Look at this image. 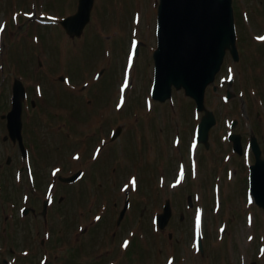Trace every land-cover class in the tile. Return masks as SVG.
Segmentation results:
<instances>
[{"label":"rangeland","instance_id":"374dc122","mask_svg":"<svg viewBox=\"0 0 264 264\" xmlns=\"http://www.w3.org/2000/svg\"><path fill=\"white\" fill-rule=\"evenodd\" d=\"M158 3L95 0L91 24L82 37L71 39L56 23L60 24L59 12L62 18L75 12L76 0H0V83L10 89L7 97L0 90V116L12 108L14 80L27 81L30 137L48 138L43 158L51 163L64 156L61 164L47 166L46 185L54 181L50 170L55 174L59 167L63 177L78 169L86 174L79 183L85 191L78 197H89V202L84 215H78L82 222L78 230L90 222L105 223L104 228L99 225L75 236L79 245L99 238L97 251L104 257L89 247V252L83 250L81 264H264V213L252 197L249 200L248 164L254 155L251 149L247 155L235 153L227 138L230 132L243 135L242 152L253 133L264 138V0H233L240 59L235 62L227 55L206 90V107L217 116V124L209 130L211 146L194 147L196 170L187 150L194 145L204 112L196 111L183 90H174L164 103L152 99ZM94 75L100 76L96 83ZM59 77L73 78L71 91L55 80ZM227 90L235 94L229 100L224 99ZM236 119L238 124L232 127ZM24 120L25 108L23 127ZM73 121L83 123L78 134L71 128ZM37 122L42 126L36 130ZM118 126L123 132L114 140L112 132ZM6 135L7 121L2 117L0 184L15 185L18 146L5 141ZM177 136L179 144L174 143ZM262 150L264 157V146ZM8 157L13 165L7 164ZM35 157L42 159L39 153ZM182 165L186 176L175 188L172 181ZM88 184L95 189L87 191ZM100 184L104 186L99 188ZM128 192L131 204L118 226ZM12 193L13 187L7 189L9 196ZM5 197L2 191L0 200L13 202ZM167 199L173 217L159 233L154 216L162 213ZM97 216L100 221L94 222ZM198 233L204 255L195 243Z\"/></svg>","mask_w":264,"mask_h":264},{"label":"water","instance_id":"95a60500","mask_svg":"<svg viewBox=\"0 0 264 264\" xmlns=\"http://www.w3.org/2000/svg\"><path fill=\"white\" fill-rule=\"evenodd\" d=\"M95 0H78L76 13L61 20L66 33L82 35L91 20ZM157 44L154 52V83L152 97L165 102L172 97L173 89H184L186 96L196 102L198 111L204 115L199 124L200 142L208 144L209 130L216 123L214 113L205 107V91L215 81L229 51L234 61L239 60L233 0H160L157 14ZM232 94L228 93V98ZM26 88L20 79L12 86L11 109L2 116L7 121L10 137L22 143L23 107ZM121 132L118 128L113 135ZM234 150L242 153L240 136L235 135ZM255 157L250 167L251 193L264 212V158L255 137L251 139ZM80 173L66 178L75 180ZM127 205V204H126ZM127 206L121 212L120 220ZM171 215L170 202L159 216L158 224L163 229ZM119 220V221H120ZM255 264V263H252Z\"/></svg>","mask_w":264,"mask_h":264},{"label":"flooded vegetation","instance_id":"af4514ba","mask_svg":"<svg viewBox=\"0 0 264 264\" xmlns=\"http://www.w3.org/2000/svg\"><path fill=\"white\" fill-rule=\"evenodd\" d=\"M232 82L229 81V84L232 85ZM227 92L224 97L225 100H228ZM234 95L232 93L233 97ZM63 115L66 116V112ZM236 120L232 121V127L237 126L239 120ZM235 121L236 124H234ZM80 124H82L80 121L70 123L71 128L77 134L80 133ZM49 130H52V128H49ZM197 130L198 124L195 129L196 134ZM70 134L68 132L67 135L69 136ZM211 134L209 133L208 144L203 145L206 149L211 146ZM67 138L69 141L71 140V137ZM225 138L224 136L222 140L225 141ZM259 139H262L260 145L263 149L264 138L261 136ZM47 140L46 136H38V138L32 140L33 148L36 147V151H34L35 149L31 150L25 142L27 140H24L26 151L24 155L21 152V142L18 139L12 140V143L18 146V161L14 164L17 184H0V197L2 191H4L6 193L5 198L14 202L8 206L7 202L0 200V264H81L83 250L88 251L87 248L89 247L92 248L91 251L99 249V238L91 243L81 242V245L77 244L79 238L75 235L85 232L84 230L79 231L77 226L76 231L72 235L69 234L74 225L82 223L78 222L81 218L78 215L80 213L79 210L84 215V201L78 196L83 189H80L82 188L80 186L75 187L78 181L76 183L73 182L74 184L61 182L60 167L55 171V174H53V169L50 170V175L54 178V181L51 182L49 180L50 182L46 185L48 180L45 174L47 166L64 162L62 159L56 163H51L47 160L49 158H43V152L48 151L47 148H42L45 147L44 143ZM242 142L243 138H241V144L243 145ZM77 145L81 149V141L77 142ZM60 150L63 149L60 147ZM36 153H39L42 159L36 158ZM13 163L14 160L11 158V162L7 164L13 165ZM78 170L65 176H72ZM49 184H52L53 188L48 186ZM12 187L14 188V193L9 196L7 189ZM48 191L51 194L50 199H47L46 196ZM71 205L72 209L69 211L68 208ZM72 210H74L73 214ZM92 211L90 210L88 214H91ZM172 217L173 215L171 214L168 223H171ZM159 233L161 232L159 231ZM169 238H172L171 232L168 240ZM198 250L202 255L205 254V250ZM97 254L104 257L101 251H97ZM252 263L256 264V262Z\"/></svg>","mask_w":264,"mask_h":264},{"label":"trees","instance_id":"16d2710c","mask_svg":"<svg viewBox=\"0 0 264 264\" xmlns=\"http://www.w3.org/2000/svg\"><path fill=\"white\" fill-rule=\"evenodd\" d=\"M114 9H115V6H114ZM63 13H66V12H63ZM61 15H62V12H61V13L59 12L57 18L60 17V19H61V18H62ZM92 20H93V18H92ZM56 24H58L57 26H59L60 29L63 30V31H62V35H67L66 32L64 31L63 27H62L58 22H57ZM89 24H90V23H89ZM89 24H88V25H89ZM113 24H114V23H113ZM88 25H87V26H88ZM113 26H114V25H113ZM81 37H82V36H81ZM70 38H71V37H70ZM71 39H73V38H71ZM78 39H79V38H78ZM53 40H54V42H55V41L57 42V40H59V39H53ZM24 64H25V63L23 62V65H24ZM17 67H18L19 70H23V69H24V67L22 68L20 64H18ZM95 76H97V75H94V83H96V82H95V81H96V78H99V77H100V76H98V77L95 78ZM65 79H67V77H65ZM71 79L73 80V78L70 77L69 80H71ZM55 80H58V81L62 82V81L60 80V77H59V79H55ZM72 80H71L70 82L73 83ZM65 82H67V81H65ZM24 83H25V85H26V87H27V89H28V88L30 87V84H29L27 81H24ZM5 86H6L5 83H0V90L3 92L2 95H4V96L7 97V96H8V93L10 92V89L8 88V89L4 90V89H5ZM63 86L65 87V83L63 84ZM72 88H73V87H72ZM64 90H65V89H64ZM56 93H57V92H56ZM56 93H55V94H56ZM6 94H7V95H6ZM67 94H68V96L71 95V94H69V93H67ZM9 95H10V93H9ZM9 100H10V99H9V97H8V102H7V103H9ZM27 102H28V100H27ZM27 102L25 103V107H24V108H25V120H24L23 134L25 135V140L29 141V143L32 144V139H31V137L29 136V133H28V131L30 130V124L28 123V120H27V115H28ZM54 102L58 103L57 101H54ZM30 105H31V104H30ZM67 113H71V111H68V110H67ZM0 120H2L1 117H0ZM70 121H71V120H70ZM34 127H35L34 129H36V130H37L39 127H41L40 122H37L36 125H35ZM42 148H43V147H42ZM43 149H44V148H43ZM84 177H86V174L83 175V178H84ZM83 178H82V179H83ZM82 179H81V180H82ZM81 180H79L77 183H76V182H75V183L77 184L76 186H80V187H82V188H80V189H84V185L79 184V183L81 182ZM88 189H90V184H88V186H87V190H88Z\"/></svg>","mask_w":264,"mask_h":264},{"label":"snow or ice","instance_id":"6c2138e0","mask_svg":"<svg viewBox=\"0 0 264 264\" xmlns=\"http://www.w3.org/2000/svg\"><path fill=\"white\" fill-rule=\"evenodd\" d=\"M3 29H2V26H0V31H2ZM133 184H134V181H133ZM99 219V218H98Z\"/></svg>","mask_w":264,"mask_h":264}]
</instances>
